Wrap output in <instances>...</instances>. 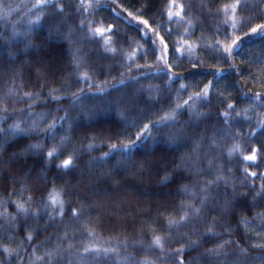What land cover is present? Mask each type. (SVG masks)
<instances>
[{
    "label": "snow or ice",
    "instance_id": "1",
    "mask_svg": "<svg viewBox=\"0 0 264 264\" xmlns=\"http://www.w3.org/2000/svg\"><path fill=\"white\" fill-rule=\"evenodd\" d=\"M173 6L178 7L180 10L173 12L171 10ZM203 6L201 5V7ZM103 7L105 5L101 3V0H96L95 3L92 0H79L74 5L73 0H35L31 5V9H35L36 14L31 15V9H29L30 16L26 21L23 32L18 28H13V37L20 36L22 37L21 42L24 40L28 41L24 43V49L21 50L24 54H27L28 49L43 46V42L41 45L33 44L31 39L33 36V26L46 25V40L59 39L69 45L68 55L71 58L69 63L72 70L69 73L70 79H62L59 87H49L47 95H45L44 88L49 82V76L55 79V69L50 68L49 63L45 62H24L25 64H32L37 77L43 79L44 83H41L40 90L35 93L24 92L22 98L33 100V97H35V100H39L43 104L55 103L57 105H59L61 100L70 99V103L64 109V115L59 117L53 116L51 121L41 128L39 125L48 119L52 110L49 109L48 111L39 113L32 111L31 109L39 106L34 100L33 103L27 105L24 109H13V114L23 115L26 113L27 117H35V119H32L30 123L28 119H17L13 124L8 125L7 128H0V153H7L9 147L12 148L9 155L5 156L4 159H0V190L6 194V198L0 201V204L15 205L14 212L10 213L6 208L0 211V221L4 225V227H0V231L4 233L3 236H0V240H7L9 243L16 241L17 238L13 233L17 231L21 217H23L22 226L27 229L25 235L20 237V243L15 244V247H11L9 244H0V255L9 258L15 255L18 257V264H23L25 258L20 255L21 248L35 240L41 230L46 231L47 227L53 226V222L57 218L61 222L64 221L65 214L68 212L69 201L65 197L70 196L69 181L65 180L64 187L59 190L48 188L52 162L67 150V145L72 142L76 122L79 119L93 120L98 115L110 112L115 108L116 116L122 122L125 129L139 128V131L135 132V139H122L119 143H107V151L101 152L99 156H91L82 167L76 161L82 155H88L105 144L104 140H101L100 144H97L95 138H93L86 146L81 145L78 148H73L59 163H56L55 172L61 177H67L73 171L79 169L80 177L77 179V184H81L84 181L85 171L89 176L95 175L93 171V166L95 165L101 168L99 175L95 176L96 180H111L113 185L119 186L121 181L116 175L118 170H124L129 174L134 171L141 178H143L144 173L154 171L159 176V179L156 181L157 184L166 187L170 193L190 198L187 201L181 200L179 204L171 206L173 212L182 214L168 219L162 226L164 229L163 233L160 235L153 233L147 245L144 244L143 239L133 241L131 245H129L127 240L120 242L123 247L127 248L131 246L138 251L145 250L148 253H155L159 250V255L155 259L150 260L147 257H143L139 260H134L131 254L121 257L118 247L100 249L95 244L83 242L74 253L72 249L76 245L70 242L63 248L58 245L57 248L46 250L42 255H37L36 246H33L28 264H45V261L46 264H64L65 254L69 257L67 264H73V258H75L76 264H91V262L85 261V257L92 256L93 260H95L101 252L105 256L109 253H115L118 264H168V262L170 264H189V260L193 264H203V262L210 259L223 261V264H239V260L228 259L230 254L228 246L235 243V247L241 256L247 254V249L241 247L238 241L234 242L231 239L216 242L221 233L214 230L215 224L223 221L225 230L231 231V225L228 221L239 216L238 225L247 226L254 224L258 219L259 224L256 226L264 229V207H262L261 211L256 212L251 220L247 216L242 215L244 212H251L253 209L264 205V182L252 193L251 200L249 201L248 199L249 191L256 188L254 178L259 176L260 180L264 181V172L249 171V168L245 167L241 170L244 173L243 178L233 181L229 176L232 168L228 167L232 163L235 154L242 151V147H250V153L243 155L242 159L243 161L256 162L255 166L259 168L261 163H264V144L259 146H242L241 144L233 143L228 148L226 154L221 153L222 160L220 162H217L213 156V152L219 147L220 140L243 138L246 135L243 132L234 131V125L239 123L241 119L245 122H250L248 112L249 110L256 109L258 106L264 107V94L258 92L255 95L248 96V99L252 103L247 109L242 111H235L236 105L230 101L227 103L225 110H217L215 122L221 125V128L217 129V132L220 133L219 138H217L216 134L207 136L204 132L197 131L212 116L210 107L204 111L200 110L201 107L205 104L211 105L212 96L217 93L218 88L226 89L228 87L227 84H219L218 77L221 70L216 69L215 65H212L211 67L214 69L211 72L212 79L204 84L199 91L193 92L187 99H183L182 93L186 92L192 85L180 83L175 89L179 100L174 106L170 107V111H167L157 120L144 123L140 127L142 115L139 113L129 115V113L136 111L143 93L145 91L151 93L153 86H141V88L131 91L127 99L121 96L113 97L111 94L113 91H116L117 85L126 87L129 82H138V77L131 74L133 70L131 66L129 65L127 73L121 72L119 79L113 77L112 80L97 81L94 79V75L90 74V72L94 73V69L87 63L89 53L83 52L82 46H74V41L71 39L74 32L79 31L82 33V43L95 42L98 49L100 47L103 48V55H110L115 60L122 51V46L117 43V40L121 38V30L118 29L117 24L108 23L106 26L93 27V24L97 22L84 16L85 13L93 15L98 8ZM189 7L183 4L175 5V0H170L167 16L169 19L173 16L179 17L181 16V12L187 11ZM248 7L264 15V0H254L252 5H249V0H232L230 4L223 6L225 19L222 21V24L229 28L233 38H231L230 43L213 40L211 43L205 45L206 48L214 49L222 60L231 59L232 53L239 47L238 41L240 37L235 36V31L250 24L254 18L253 15H240L241 10ZM109 10L116 19L121 17V13L115 7ZM124 11L127 12V17L124 19L128 23L135 21L138 24L144 25V28H138L137 31L147 32L152 30L149 20L143 19L139 15L134 16L127 9H124ZM76 16L81 17L78 24L74 20ZM70 18L73 19L74 23L68 25V32H63L61 30L62 26L66 25ZM188 24L191 25L192 21L188 20ZM184 30L185 32L188 31L187 28ZM217 30H220L219 27ZM109 33L112 35H108ZM243 35L264 37V20L248 27V31L244 32ZM156 36L162 46L161 48L156 47L155 40L147 48L143 45L140 46L143 49L145 57L155 56L156 65L136 64L135 71L139 73L140 77H144L146 71L163 73L168 77V81L164 82L163 88L160 85L155 86L156 95H149L144 98L143 103L145 105L158 102L162 98L164 91L170 93L172 91V84L175 83L174 77L179 75L173 70V64L169 62L171 56L169 55V46L165 42L164 37L159 32L156 33ZM97 37L102 38V41L96 40ZM227 38V33H225V39ZM10 40L11 37H9ZM125 42L129 45L132 43V41ZM112 45L116 46L112 47ZM182 46L190 56H193V53L196 51L194 44L184 40ZM175 51L179 52L181 48H176ZM8 56L14 60L17 54L10 51ZM134 57L139 58L137 51L120 55L119 63L121 67L124 66L125 62L133 61ZM193 58L195 59V57ZM54 60L55 57H53ZM244 62L241 60L242 64ZM249 62L258 64L259 76L256 78L261 81V86L264 87V56L254 55L249 58ZM200 63L202 65L203 62L201 61ZM228 66L229 68H236L234 63H230ZM197 67V63L192 64L193 69ZM237 71L239 72L240 70L238 69ZM110 73L111 68L109 67L108 72L102 74ZM22 75V72L14 73L13 82L15 83L18 77L22 78ZM245 83H247L246 80ZM75 85H81V87L77 88L74 92L70 91ZM85 85L87 90L84 87ZM248 92L250 93L251 89H248ZM97 94H99L106 106L99 109L94 105L92 107H85L86 100L90 96L95 97ZM219 94L222 96L223 91H220ZM240 94L243 95L242 92ZM13 95L14 89L9 88L7 94L0 97V99L8 101ZM11 102L14 103L16 101L12 100ZM78 105L79 108L76 111V115L71 116L69 109ZM7 111V108L0 109V112L4 113L0 114V122L6 123L10 118L7 115ZM55 111H60V108L57 107ZM140 112H143V108L140 109ZM180 117L185 118L182 120ZM65 123H67V127H65ZM204 126L206 127V125ZM256 127L264 129V113H259ZM153 128L156 129L155 135L152 132ZM161 128H170L174 129V131L161 132ZM255 132L256 128H252L250 133L247 134V139H253L252 134ZM60 133L63 134L59 135ZM33 135L40 137L35 143L25 144L18 142L15 145H9L8 143L9 140H13L16 136L27 138ZM58 135L59 142L52 144L45 151L46 142L55 141ZM160 137H163V140ZM108 139L110 140L111 136ZM159 143L168 144L172 151L157 150L145 154L135 151L137 145H147L148 148H152ZM182 148L184 149L183 152H181ZM177 153L180 154L177 155ZM114 156L116 159L110 164L109 161ZM29 157L39 158L40 165L37 168H33L28 163ZM21 161L23 162L22 164L20 163ZM54 180L55 177H53V183ZM250 180L252 181L251 183L249 182ZM9 181L11 182V188H9ZM237 184L241 188L246 185L248 191L238 192ZM25 192L31 194L25 197ZM14 195L18 196L19 199L13 200ZM195 201H199V203L196 204ZM94 204L97 207L102 206V202L99 200L95 201ZM91 210V207H85L84 201L81 200L78 207L71 208L70 219L79 220L80 217L90 213ZM209 213H216V215L212 216L209 226L204 231H200L196 227H190L186 232L179 231L182 227H187L194 222L199 223L201 220L207 219ZM162 215L163 213H158V216ZM45 216L47 218L44 220V225L42 226L39 221L44 219ZM87 223H91V221L85 223L87 235L91 237L93 236V231L87 229ZM65 229L62 235H57L61 243L65 239H68L67 225H65ZM192 235H196L197 238L192 239ZM257 236H260L262 242L254 244L252 247L264 249V236H261L259 232ZM173 242L180 244V247H169ZM189 253H193V255L189 257V260H186L185 257L189 256ZM258 258L264 262V253ZM253 259H257V257H253ZM7 264H11V260H8Z\"/></svg>",
    "mask_w": 264,
    "mask_h": 264
},
{
    "label": "trees",
    "instance_id": "2",
    "mask_svg": "<svg viewBox=\"0 0 264 264\" xmlns=\"http://www.w3.org/2000/svg\"><path fill=\"white\" fill-rule=\"evenodd\" d=\"M35 0H0V97L7 94L8 89H14V95L10 97L8 101L0 99V109L7 108V115L10 118L7 122H0V128H7L8 125L13 124L17 119H28L29 123L35 117H27V114H13V109H24L27 105L33 103V100L27 98H22L24 92H37L40 90L41 83H44L43 79L37 77L35 68L32 64H25V61L35 62H45L49 63L50 68L55 69V79L49 76L48 83L44 88V94L47 95L49 87H59L62 79H70L69 73L71 72L70 56L68 55L69 45L62 40L56 39L48 41L47 36V26L35 25L33 26V36L31 37L34 45H41V47H33L27 50V54H24L21 50L24 49V43L27 40L21 42L22 37L12 36L13 28H18L23 32L26 25V21L29 18V9ZM79 2V0H73V5ZM93 3L96 0H92ZM232 0H175V5H187L190 6L187 11L181 12V16H173L168 18L167 12L169 11L170 0H101V3L105 5L103 8H98L93 15L85 13L84 16L87 19H94L97 23L93 24L96 26H106L108 23H116L119 30H121V38L117 40V43L122 46V51L118 54L117 58L114 60L111 56L103 55V48L98 46L95 42L92 43H82V33L77 31L74 32L71 39L74 41V46H82L83 52L89 53L87 63L91 65L94 69V79L97 81L112 80L113 77L117 79L120 78L121 72L127 73L129 70V65L131 66L132 75L138 77L137 83L129 82L126 87L120 85L116 86V91L112 92V96H121L127 99L128 94L141 86H153L151 93L144 92L141 98V102L137 105L136 111L129 113V115H136L139 113L142 115L140 120V127L144 123L149 121L157 120L159 117L163 116L167 111H170V107L174 106L178 102L179 98L175 92L176 87L180 83L191 84L192 86L188 88L186 92L182 93V98L187 99L188 96L196 91H199L210 79H212L211 72L214 69L211 67L215 65L216 69H220L219 73V84L228 87L226 89L218 88L216 94L212 96L211 105H203L200 110H208L209 107L212 111L211 118L204 122L199 132H204L207 136L217 135L219 138L220 133L217 129L221 128V125L216 123V112L217 110L223 111L226 109L227 103L230 101L236 105L235 111H242L247 109L252 103L248 99V96L255 95L256 93L264 94V87L261 86V81L256 77L259 76V66L256 63H250L249 58L254 55L264 56V37L257 35L244 36L243 33L248 31V27L255 23H259L264 20V15L255 12L251 7L244 8L241 10V16L253 15V19L250 24L240 28L235 31V36H239L238 41L239 47L232 53L231 59H221L214 49L206 48L205 45L211 43L213 40L224 41L225 43H230L231 38H233L232 32L229 31L227 26L222 24L225 19V11L223 6L228 5ZM254 0H249V5H252ZM201 5H204L201 7ZM122 6V7H121ZM115 7L117 11L121 13V17L116 19L113 13L109 10ZM128 12H132L134 16H141L143 19L149 20L152 30L147 32L137 31L138 28H144L143 24H138L133 21L128 23L124 18L127 17ZM173 12L180 10L178 7L173 6L171 9ZM7 13V15H5ZM36 10L31 9V15H35ZM230 14V13H229ZM80 16L74 18L75 23L78 24ZM131 19V18H128ZM188 20L192 21V24H188ZM74 23L73 19L70 18L66 25L62 26L63 32H68V25ZM219 27V31L217 28ZM185 28L188 29L185 32ZM159 32L163 37L165 42L169 46V55L171 56L170 63L173 64V70L179 75L174 77L175 83L172 84V91H164L162 98L155 103L145 105L143 99L149 95H156V85H160L163 88L164 82L168 81V77L163 73H158L156 71H146L144 77H140L139 73L135 71V65L149 64L156 65L155 56L145 57L143 49L140 47L143 45L145 48L152 43L153 40L156 41V47L161 48L159 39L156 33ZM225 33H227L228 38L225 39ZM108 35H112L109 33ZM9 37L11 40L9 41ZM96 40H101L102 38L97 37ZM184 40L189 41L196 46V51L193 56H190L187 51L184 50L182 42ZM125 41H132L129 45ZM116 45H112L115 47ZM176 48H181V51H175ZM16 52V59L12 60L9 58L8 53ZM137 51L139 58H133V61L125 62L124 66L121 67L119 63V56L124 55L129 52ZM53 57L55 60L53 61ZM195 57V59L193 58ZM241 60L245 61L243 64ZM203 62L202 65L200 62ZM197 63L198 67L196 69L192 68V64ZM234 63L236 68H229V64ZM14 65V67H13ZM162 66V64H161ZM109 67L111 68L110 74L107 73ZM240 70L239 72L237 70ZM16 72H22V78L18 77L13 82V75ZM245 80L247 83H245ZM22 85V86H18ZM243 86V87H241ZM81 85H75L70 91L74 92ZM87 90L86 85L84 86ZM251 89V92H248ZM223 91L221 96L219 93ZM243 93L241 95L240 93ZM59 94V93H57ZM227 98V99H225ZM170 99V103H169ZM15 100L16 102H11ZM38 107L31 109L34 112H44L49 109L52 110L51 115L48 119L39 125L43 128L48 122L51 121L53 116L59 117L64 115V109L68 107L70 99L61 100L59 105L43 104L39 100H35ZM95 106L97 109L103 108L106 105L103 103L102 98L97 94L95 97H89L85 102V107ZM59 107L60 111H55ZM79 105L69 109L71 116L76 115ZM143 108V112L140 109ZM259 113H264V107L258 106L254 110H249L248 115L250 117V122H245L243 119L236 125H234V131H240L246 135L243 138H226L219 141V147L213 152V156L216 158L217 162L222 160L221 153L226 154L227 150L233 143L251 146H259L264 144V129L257 128V119ZM0 114H4L0 112ZM182 120L185 117H180ZM206 125V127L204 126ZM67 127V123H65ZM178 127V126H177ZM252 128H256V132L253 133V139L248 140L247 134L250 133ZM139 131V128L125 129L122 122L117 118L115 108L110 112H105L98 115L93 120H85L83 118L76 122V128L73 132L72 142L67 145V150L63 152L59 157H57L52 162V171L49 172V183L48 188H55L56 190L64 187L65 180L69 181L70 196H66L65 199L69 201L68 212L65 214L64 221L61 222L59 218L53 222V226L47 227V230H41L39 235L35 240L23 246L20 250V255L23 256V264H28L29 256L33 251V246H36V254L42 255L46 250L57 248V246L65 247L68 243H73L76 245L72 249L75 253L77 248L81 243H91L95 244L100 249L118 247L119 255L121 257L131 254L134 260H139L143 257L148 259H155L159 255V250L155 253H148L145 250H137L134 247H123L120 244L121 241L127 240L129 245L133 241L143 239L144 244L147 245L148 241L151 239L153 233L160 235L163 233V225L168 219L173 217H178L179 214L172 211V205L179 204L181 200L187 201L189 197L180 196L178 194L170 193L166 187H162L156 183L159 176L153 172H146L141 178L134 171L129 174L124 170H118L116 175L121 181L119 186L113 185L111 180L100 179L96 180L95 176L99 175L101 168L99 166H93L94 176H89L88 173L84 172V181L81 184H77V179L80 177V170L73 171L67 177H61L55 172V164L59 163L66 155H68L73 148H78L81 145H87L93 138H95L96 143L100 144L101 140L105 141V144L98 148V150L91 152L88 155H82L79 160L76 161L77 164L82 167L90 159L91 156H99L101 152L107 151V143H119L120 140L135 139V132ZM161 132L174 131L170 128H161ZM153 135L156 134V129H152ZM131 133V135H129ZM60 133L59 135H62ZM59 135L55 141H47L45 145V151L54 143L59 142ZM111 136L109 140L108 137ZM40 139V137L33 135L31 137L16 136L13 140H9V145H15L18 142L35 143ZM163 140V137H160ZM150 143V142H149ZM207 147V145H205ZM157 150H167L172 151L171 147L165 143H159L154 145L152 148H148L147 145H137L135 151L140 154L149 153ZM12 148L9 147L7 153H0V159H4L5 156L9 155ZM184 149H181L183 152ZM250 153V147H242L240 153L235 154L233 161L228 167L232 168V172L229 174L230 178L235 180H240L243 178L244 173L241 171L243 168L248 167L249 171L264 172V163H261L260 167L255 166L256 162L243 161V155ZM180 153H177L179 155ZM116 157H112L109 163H113ZM23 163L22 161L20 162ZM28 163L32 165L33 168H37L40 165V159L35 157H29ZM53 177H55L54 183L52 182ZM256 188L249 191L248 199L251 200L252 193H254L259 185L264 182L261 181L259 176L254 178ZM252 182L251 180L249 181ZM223 187V186H221ZM9 188H11V182L9 181ZM237 191H248L247 186L241 188L237 184ZM31 193L25 192L24 196L27 197ZM6 198L4 191L0 190V201ZM19 199L18 196L14 195L13 200ZM84 201L85 207H91V212L87 213L85 216L79 218V220H71V208L78 207L79 201ZM101 201L102 206L97 207L94 202ZM196 204L199 201H195ZM35 206V205H34ZM261 207L253 209L251 212H244L242 215L248 217L249 220L253 218L256 212L261 211ZM7 209L8 212H14L15 205H3L0 204V211ZM150 209V210H149ZM158 213H163L162 216H158ZM216 213H209L207 219L201 220L199 223L190 224L187 227L180 228V232H186L190 227H196L200 231H204L206 227L209 226V222L212 216ZM44 219H41L39 223L43 226ZM239 216L235 219H230L228 222L231 225V231L225 230V225L223 221L217 222L215 224V231L221 233L219 240L231 239L232 241H238L240 246L247 249V254L244 256L239 255L238 250L235 247V243L228 246L230 249L229 260H239V264H264L258 257L264 253V249L253 248L252 245L259 244L262 242L260 236L257 233H261L264 236V229L258 228L256 225L259 224L257 219L254 224L238 225L237 221ZM87 223V229L93 231V236L89 237L87 231L85 230V223ZM23 217H21L20 224L17 227V231L13 233L16 236V241L14 243H9L7 240H0V244H9L11 247H15V244L20 243V237L25 235L27 229L23 226ZM65 225H67L68 239H65L62 243L57 238L58 234H63L66 230ZM0 227H4L3 222L0 221ZM74 230V231H73ZM4 233L0 231V236ZM192 239H196V235H192ZM171 248H178L180 244L171 243L169 245ZM193 253H189V256L185 257L189 260V257ZM257 257V259H253ZM69 257L67 254L64 255V264H67ZM11 260V264H18V257L13 255L12 257H5L0 255V264H7V261ZM86 262H91V264H118L117 256L115 253H109L107 256L101 252L99 256L93 260L92 256L85 257ZM46 264V261H45ZM73 264H76L75 258H73ZM170 264V262H168ZM189 264H193L189 260ZM203 264H223V261H217L210 259L209 261L203 262Z\"/></svg>",
    "mask_w": 264,
    "mask_h": 264
}]
</instances>
